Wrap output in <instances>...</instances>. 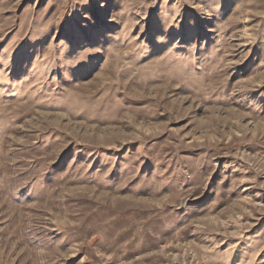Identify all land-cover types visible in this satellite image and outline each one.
<instances>
[{"label": "rangeland", "instance_id": "rangeland-1", "mask_svg": "<svg viewBox=\"0 0 264 264\" xmlns=\"http://www.w3.org/2000/svg\"><path fill=\"white\" fill-rule=\"evenodd\" d=\"M0 264H264V0H0Z\"/></svg>", "mask_w": 264, "mask_h": 264}]
</instances>
